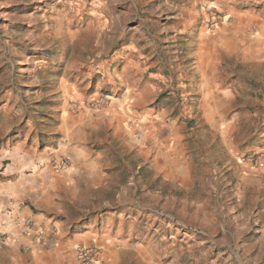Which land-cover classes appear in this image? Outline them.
<instances>
[{
    "label": "rangeland",
    "instance_id": "rangeland-1",
    "mask_svg": "<svg viewBox=\"0 0 264 264\" xmlns=\"http://www.w3.org/2000/svg\"><path fill=\"white\" fill-rule=\"evenodd\" d=\"M259 16L264 0H0L2 154L59 147L63 118H96L130 86L170 129L138 154L105 130L91 134L104 175L59 193L63 238L100 231L114 243L100 264H264V67L204 42L203 59L220 57L230 91L207 110L195 74L200 36L221 44L237 25L257 37L248 19ZM251 164L261 175L241 171ZM2 239L0 264H18Z\"/></svg>",
    "mask_w": 264,
    "mask_h": 264
},
{
    "label": "crops",
    "instance_id": "crops-1",
    "mask_svg": "<svg viewBox=\"0 0 264 264\" xmlns=\"http://www.w3.org/2000/svg\"><path fill=\"white\" fill-rule=\"evenodd\" d=\"M253 18L260 29L257 37L237 25L230 27V38L221 44L212 43L209 35L200 36L204 41L201 39L197 46L202 56L195 63L199 82L197 89L202 96L207 98L210 95L211 98L201 101L199 110H207L210 106L221 107L219 100L230 96V91L221 90L225 85L218 75L220 57L215 54V57L203 59L204 42L209 40L211 53L223 51L228 59H234L239 54L244 62L264 67V16L250 17L248 21L252 22ZM145 74L138 76L144 77ZM133 88L130 86L122 99H113L106 108L99 110L96 118L91 115L81 119L63 118L57 127L59 147L53 146L44 154L25 153L23 156L16 150L7 155L0 152V239L4 240L2 245L5 251H13L20 256L18 264H25L22 255L29 256L32 264H82L79 258L82 249L97 248L99 243L106 241L105 238L98 240L100 231L95 232L91 225L70 238H63L61 228L66 220L63 218L65 215L59 193L63 189L71 194L77 185L90 182L93 175H104L103 156L93 150L91 134L95 130L107 131L110 138L126 144L131 152L137 154L140 144H154L156 130L161 131V135L166 132L170 137V129L161 127V121H154L157 117L154 109L144 106L146 100L139 94L136 98L132 97ZM201 122L212 130L219 124L218 119L210 118H204ZM210 134L213 135V132ZM147 151L143 150L142 156L147 157ZM261 161L257 163L262 169L264 164ZM258 164L249 165L250 169L244 165L241 171L261 175L260 168L255 169ZM27 169L32 172L27 174ZM106 169L109 173L116 171L115 167L108 166ZM109 246L113 248L114 243L107 242L104 247L98 248L102 252L95 264H100L103 255L108 254Z\"/></svg>",
    "mask_w": 264,
    "mask_h": 264
},
{
    "label": "built area",
    "instance_id": "built-area-1",
    "mask_svg": "<svg viewBox=\"0 0 264 264\" xmlns=\"http://www.w3.org/2000/svg\"><path fill=\"white\" fill-rule=\"evenodd\" d=\"M82 264H95L98 261L99 253L96 248L82 249L79 252Z\"/></svg>",
    "mask_w": 264,
    "mask_h": 264
}]
</instances>
